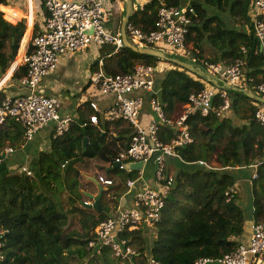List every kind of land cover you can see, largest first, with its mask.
Here are the masks:
<instances>
[{
    "label": "trees",
    "instance_id": "16d2710c",
    "mask_svg": "<svg viewBox=\"0 0 264 264\" xmlns=\"http://www.w3.org/2000/svg\"><path fill=\"white\" fill-rule=\"evenodd\" d=\"M6 1L0 0V5ZM253 1L191 0L194 14L187 47L192 52L190 59L206 74L207 64L230 65L244 59L245 81L264 83V52L254 34ZM185 5L183 0L152 1L143 11L136 10L129 22L149 31L160 8ZM25 29V22L12 25L0 12V75H6L15 61ZM113 51L112 46H107L103 58V69L108 75L131 73L139 64L153 67L169 64L127 48L117 54ZM168 57L187 62L181 56ZM170 66L171 69L164 70L158 99L168 118H173L192 94L200 93L208 84L206 78ZM26 74L24 64L12 79L20 80ZM229 93L239 124L216 115L195 116L188 121L194 143L179 151L182 161H168L170 168L173 162H181L186 168L173 173L174 184L166 198L161 221L150 230L140 228L124 235L138 254L127 264H150V259L158 264H195L200 258H221L242 244L247 216L239 205L235 188L237 172L257 163L258 157H264V129L255 121L257 107L247 96L241 91ZM221 103L217 96L215 106ZM84 122L81 115L68 133L51 140L49 151H42L31 160L32 176L17 172L18 165L3 159L4 148L23 145V128L13 122L0 126V232L3 233L0 240L7 256L4 264H122L112 257L110 249L97 251L89 248V243L95 238L97 226L111 218L103 203L105 197L117 196L128 179L136 178L135 171L107 174L115 157L128 148L133 129L120 122L81 128ZM119 127L111 141L112 131ZM161 137L169 143L174 131L163 128ZM85 139L88 144L84 150ZM213 159L218 166L198 165L200 162L210 165ZM80 169L86 171V181L81 179ZM100 176L114 181L112 186L99 184L102 212L89 207L100 188L88 179L92 177L98 182ZM65 188L70 195V208L66 212L59 200ZM231 189L235 192L227 196ZM69 216L77 217L79 229H71ZM253 219L255 223H264V164L259 168L258 178L253 180ZM146 232L156 239L149 252Z\"/></svg>",
    "mask_w": 264,
    "mask_h": 264
},
{
    "label": "built area",
    "instance_id": "2783aa9c",
    "mask_svg": "<svg viewBox=\"0 0 264 264\" xmlns=\"http://www.w3.org/2000/svg\"><path fill=\"white\" fill-rule=\"evenodd\" d=\"M152 1L160 0H143L139 10L143 11ZM43 4L47 17L41 31L32 37L31 51L23 59L27 65V74L21 81L22 93L0 101V126L8 122L21 126L27 143L49 127L53 129V138H60L77 123L73 117L61 114V106L56 98L40 92L41 82L57 69L63 57L86 52L93 46H112L114 54L125 48L122 35L112 34L106 28L107 12L103 0H43ZM253 5L251 15L254 34L264 52V0H254ZM192 14L194 9L190 3L183 7L163 6L151 30L144 31L128 23L125 27L126 37L136 47L163 52L164 49L171 50L190 58L192 52L187 47V38L192 25ZM242 51L246 52L245 49ZM245 66L244 59H237L230 65L207 64L208 74L223 83L224 87H217L207 81L206 89L192 94L177 116L168 118L156 91L154 78L158 66L139 64L131 73L108 75L103 69L104 62H100V68L91 77V84L103 103L90 102L92 115L89 117V124L98 126L101 121L120 122L133 129L128 148L120 151L113 164L120 171H128L129 164L143 163V168L138 172L137 178L126 182L129 192L133 193L131 206L120 210L117 217L101 222L89 248L97 251L107 248L121 263L133 262L138 254L124 235L140 228H154L161 221L166 198L174 184L173 175L167 171L168 161H182L179 151L194 143L188 121L195 116L225 117L232 111L228 87L235 91L256 93L264 98V83L257 84L253 79L245 81ZM147 96H150V113L145 112ZM217 96L222 100L219 107L214 104ZM255 121L264 129V105L257 108ZM87 126V123L83 125ZM163 128L174 131V137L169 143L162 140ZM2 151L5 157L15 153L12 147H6ZM206 166L210 168L207 164ZM149 167L154 168V185L144 184L137 191L136 186L144 181ZM20 172L32 176L26 166ZM257 178L258 175L255 174L253 180ZM98 182L104 186L114 184L112 179L104 176H100ZM234 192L231 189L226 195L231 196ZM2 236L3 233L0 232V237ZM4 248V243L0 240V264L7 260ZM263 254L264 223H255L249 241L240 244L234 252L216 259L200 258L195 264H257ZM149 261L150 264H158L152 259Z\"/></svg>",
    "mask_w": 264,
    "mask_h": 264
},
{
    "label": "crops",
    "instance_id": "0c3cea01",
    "mask_svg": "<svg viewBox=\"0 0 264 264\" xmlns=\"http://www.w3.org/2000/svg\"><path fill=\"white\" fill-rule=\"evenodd\" d=\"M131 1L134 8V12L132 14L133 16L135 11L140 8V5L143 0H131ZM6 2H7L6 4L0 5V12H2L4 20L6 22L8 21V23L12 25H17L21 22H25L26 29L24 32V36L20 42L18 54L15 61L11 64L6 75L4 76L0 75V101L6 97H15L22 93L21 81L23 78L20 80H14L12 79V76L17 69H19L22 65H24L23 62L24 56L26 55L27 52L31 51V39L38 32L41 31L44 25V21L47 17V12L45 11L43 0H36V1L7 0ZM103 2H104L105 10L107 12V20H106L107 30L112 34L122 35L123 24L127 17L128 9H129L128 0H103ZM5 13L8 15V17L11 20H8L6 18L7 16ZM36 25H38V32L35 34ZM103 49L104 48L93 46L86 52L77 55H70L63 57L60 60L57 69L48 77L44 78L40 85V92L42 94L56 98L59 101L61 106V114L63 116H71L76 120V122H79L81 115L84 117L85 122L82 123V125L80 126L81 128H86L83 127V125L86 123L89 127L95 126L89 124V117L92 115V111L89 107L90 102L98 101L99 103H103L101 98H99L98 95L96 94L93 85L91 84V77L93 73L100 68L99 67L100 62L101 61L104 62L103 58L105 53L107 52L105 50V52L103 53L102 51ZM167 51L169 52V54L174 53L173 51L170 50ZM162 69L165 70V68ZM212 79L214 78L212 77ZM218 83L219 84L215 86L220 88L224 87L223 83L219 81ZM241 92H243L245 96H247L246 95L247 91L246 92L241 91ZM248 100H250L252 102V105L257 108L261 105H264L254 100H251L250 98H248ZM234 115H235L234 111L232 110L228 112L226 116L223 117L222 119H228L230 117L233 118ZM105 123L107 122L101 121L98 126H100L101 124L103 125ZM122 126L125 125L122 124ZM120 129L121 127L116 128L115 131H112L110 136L111 141H113L112 134L113 136H116ZM52 139L54 138H53V129L51 127L40 131L33 139V141L29 143H27L23 137L24 140L23 145H21L20 148L12 147L13 149L15 148V153L12 155H8L6 157L4 156L3 159H9L12 165H13L12 159L15 160L17 164L14 166L18 165L19 169L17 170V172L21 173L20 169L22 167L26 166L29 168V165L23 163L25 157H27L28 159L31 158L32 160L40 152L49 151V147ZM21 150H22V154L18 156L17 152ZM262 164H264V157L263 158L258 157L257 163H255L249 168L246 169L242 168L241 172H237V182L235 188L238 194L239 205L242 207L243 210H244L243 208L244 205L249 207L251 205L250 212L246 214L247 219L245 223V233L244 236L240 239V243H247L249 241L252 233V226L255 224V221L253 219V176L255 174L258 175L259 168L261 167ZM153 170H154L153 167L147 168L144 176V181L138 183L136 186L137 191L140 190L144 184L154 185ZM117 171L118 169L114 167V164L112 163V165L108 167L107 174L116 173ZM135 172L137 178L139 171H135ZM250 175L252 176L251 179H250ZM88 180L93 181L97 185V187L101 185L99 182L95 180V178L91 177ZM126 182L124 183L123 189L119 192V194H117V196L109 195L105 197L103 203L107 213L111 217L112 216L117 217L118 212L120 210L126 209L129 206H131L133 200V193L129 192ZM97 183H99L100 185ZM99 194L95 195L94 197L98 196ZM68 203H69L68 206L69 209L70 202L68 201ZM90 203H91L90 205H93L95 201ZM111 206L113 207L111 208ZM150 229L151 228H148V230ZM147 234L148 233L146 232L145 235ZM262 262H264V254L262 255V257L260 258L257 264H261Z\"/></svg>",
    "mask_w": 264,
    "mask_h": 264
},
{
    "label": "water",
    "instance_id": "95a60500",
    "mask_svg": "<svg viewBox=\"0 0 264 264\" xmlns=\"http://www.w3.org/2000/svg\"><path fill=\"white\" fill-rule=\"evenodd\" d=\"M129 2V9H128V14L127 17L124 21L123 24V30H122V37L124 39V44H125V48L127 49H131L132 51L140 54V55H147V56H152L155 58H158L160 60H164L167 61L169 64L177 66L179 68H182L185 71H188L189 73L199 76L201 78H206V80L210 83V84H214L217 85L218 84V80L216 79H212L211 76L207 75L204 71H202L200 68L195 67L194 65L188 63V62H183L177 59H173V58H169L167 54H165L163 51L160 50H155V49H150V48H141V47H136L134 45H132L127 37H126V33H125V27L127 25V23L129 22L133 12H134V8H133V4L131 0H128ZM229 89H232L230 87H228ZM232 90H235L234 88ZM246 95L248 98H250L251 100H254L260 104H264V98L261 96H258L254 93H250V92H246ZM84 150L87 148V144H88V139L84 140ZM199 166L204 167V168H208L206 166L205 163H198ZM143 168V163H137V164H129L127 166V170L131 173L134 171H141ZM99 184V183H97ZM100 188V194L96 197H92L95 201V203L93 205H90L89 207L98 210L101 212V193H102V187L99 186ZM261 264H264V262H262Z\"/></svg>",
    "mask_w": 264,
    "mask_h": 264
},
{
    "label": "rangeland",
    "instance_id": "374dc122",
    "mask_svg": "<svg viewBox=\"0 0 264 264\" xmlns=\"http://www.w3.org/2000/svg\"><path fill=\"white\" fill-rule=\"evenodd\" d=\"M36 1V0H35ZM184 2H186V5L188 4V3H190L191 2V0H183ZM37 21V20H36ZM8 22V21H7ZM100 48H104L102 51H103V53L105 52V50H107V46L105 47V46H102V47H100ZM166 52H165V54H167L168 56L169 55H171V54H169V52L166 50V49H164ZM182 59H184V60H186L188 63H190V64H192V65H194L195 67H197V64L195 63V62H193L190 58H188V57H184V58H182ZM160 67H159V69H158V72L156 73V75H155V78H154V80H155V84H156V91H157V93H158V97H160V92H161V89H160V86H161V82H162V80H163V78H164V71H161V70H164V69H162V68H165V71H167V70H169V69H171V66H170V64H167V63H160V65H159ZM150 98L147 96L146 98H145V112H147V113H150ZM231 119H233V122H235V123H238V121H237V119L235 118V115L233 116V118L232 117H230ZM15 149V148H14ZM41 151V150H40ZM17 154H18V156L19 155H21L22 154V150L21 151H19V152H17ZM30 161H31V158L30 159H28L27 157H25V159H24V161H23V163H26V165H29V163H30ZM12 162H13V165H16L17 163H16V161L15 160H13L12 159ZM174 164H172L173 165V167L172 168H170V167H168V172L169 173H171V175H174V174H176L178 171H180L182 168H186L184 165H182L181 164V162H173ZM208 165V164H207ZM209 167H215V166H218V164H217V162H215V159H213L212 160V162L210 163V165H208ZM80 175H83L82 177H81V179L82 180H85L86 181V178H84V176H86V171H82V169H80ZM174 173V174H173ZM75 175V174H74ZM69 197H70V195H69V193H68V191L66 190V188L64 189V191H63V193L62 194H60V197H59V200H60V202H61V208H62V210L63 211H67L68 210V206H69V203H68V201H69ZM244 205V204H243ZM242 205V206H243ZM113 206H111V208H112ZM243 208H244V211H245V213L247 214L248 212H250V209H251V205H250V207L249 206H243ZM69 218H70V224H72L73 226L71 227V229L72 230H74V229H79V225L77 224V217H74V216H69ZM146 238H147V243H148V252H149V249L151 248V246L153 245V242L156 240L155 239V236H152V235H150V234H147L146 235ZM112 257H114V256H112ZM122 264H124V263H122ZM127 264V263H126Z\"/></svg>",
    "mask_w": 264,
    "mask_h": 264
},
{
    "label": "bare ground",
    "instance_id": "6f19581e",
    "mask_svg": "<svg viewBox=\"0 0 264 264\" xmlns=\"http://www.w3.org/2000/svg\"><path fill=\"white\" fill-rule=\"evenodd\" d=\"M171 55H175V56H181L183 57L182 55H178V54H175V53H170Z\"/></svg>",
    "mask_w": 264,
    "mask_h": 264
}]
</instances>
